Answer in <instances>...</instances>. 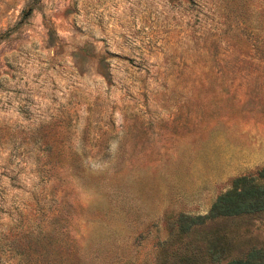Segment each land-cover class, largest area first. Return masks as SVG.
<instances>
[{
    "label": "rangeland",
    "instance_id": "374dc122",
    "mask_svg": "<svg viewBox=\"0 0 264 264\" xmlns=\"http://www.w3.org/2000/svg\"><path fill=\"white\" fill-rule=\"evenodd\" d=\"M263 165L264 0H0V264H225Z\"/></svg>",
    "mask_w": 264,
    "mask_h": 264
},
{
    "label": "trees",
    "instance_id": "16d2710c",
    "mask_svg": "<svg viewBox=\"0 0 264 264\" xmlns=\"http://www.w3.org/2000/svg\"><path fill=\"white\" fill-rule=\"evenodd\" d=\"M264 210V165L256 174L237 175L231 186L218 194L204 214L178 213L174 219L175 232L185 233L192 226L208 218L256 213ZM225 264H264V246L249 248L243 255L229 259Z\"/></svg>",
    "mask_w": 264,
    "mask_h": 264
}]
</instances>
